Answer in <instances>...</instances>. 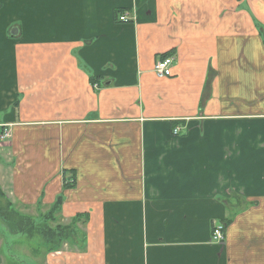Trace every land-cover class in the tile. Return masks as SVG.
<instances>
[{
    "label": "crops",
    "instance_id": "0c3cea01",
    "mask_svg": "<svg viewBox=\"0 0 264 264\" xmlns=\"http://www.w3.org/2000/svg\"><path fill=\"white\" fill-rule=\"evenodd\" d=\"M0 128V196L61 195L74 264H264V0H0Z\"/></svg>",
    "mask_w": 264,
    "mask_h": 264
},
{
    "label": "rangeland",
    "instance_id": "374dc122",
    "mask_svg": "<svg viewBox=\"0 0 264 264\" xmlns=\"http://www.w3.org/2000/svg\"><path fill=\"white\" fill-rule=\"evenodd\" d=\"M4 132L7 131L1 130L0 135ZM4 161L5 164L0 165V178L3 182L7 179L5 173L10 166L8 158ZM6 203V198L0 196V216H2L0 217V253H2L0 258L3 259V264H47L44 253L49 249L62 250L66 255V259H63L64 255L61 254L49 257V259L52 258L53 264H74L75 256H69L68 253L74 252L78 246H81L80 238L85 227L83 222L74 225V229L78 231L75 232L76 235L75 233L69 235L68 230L64 229L68 235L63 231L64 237L54 236L51 240L47 237L49 232L46 229L64 227L69 223L70 218H63L56 212L52 214L54 216L52 220L47 217L49 208L45 209L41 205L24 209V207L13 204V208L9 209ZM19 214L30 217L38 225L31 227V223H28L26 219L19 222L20 217L17 216ZM58 223L60 226L56 225Z\"/></svg>",
    "mask_w": 264,
    "mask_h": 264
},
{
    "label": "trees",
    "instance_id": "16d2710c",
    "mask_svg": "<svg viewBox=\"0 0 264 264\" xmlns=\"http://www.w3.org/2000/svg\"><path fill=\"white\" fill-rule=\"evenodd\" d=\"M167 54H162V57L163 56H166ZM92 78V77H91ZM2 130V128H0V131ZM65 183H63V188H66V187H72L73 186V184L71 183V181L69 182H66V180L64 181ZM54 203L50 206V208H49V213L47 214V217L49 218V219H54V216L52 215L53 213H59L60 212V210H61V203H62V196L61 195H59V196H57V198H56V200H54L53 201ZM7 204V208H13L12 207V205H10V204H8V203H6ZM1 208V207H0ZM18 217H20V219H19V222L21 221L22 222V219H26V221L28 222V223H31V227L32 226H36V225H38V224H36L30 217H25V216H22L21 214H19V215H17ZM80 216L81 215H78V214H76V215H74L73 217H71L70 218V221H69V223L68 224H66L64 227H54V228H51V229H46L49 233H48V235H47V237L49 238V239H51L52 240V238L54 237V236H57V237H64V235L62 234V232L63 231H65L64 229H67L68 230V232H69V235H70V233H71V235H73L76 231H77V229H74L75 227H74V225L75 224H77V222L80 220ZM1 218H2V216H0ZM57 226H60V224L58 223V224H56ZM71 225V227H69ZM224 226H225V224H224ZM73 227V228H72ZM38 228V227H37ZM43 228V227H42ZM48 228V227H47ZM19 231V230H18ZM20 232V231H19ZM18 232V233H19ZM66 232V231H65ZM68 232H66V234L68 235ZM78 232V231H77ZM75 235H76V233H75ZM84 237H85V234L83 233L82 234V238L84 239ZM80 241L83 243L84 242V240H81L80 239ZM78 247H80V246H78ZM53 249H49L48 251H52ZM48 251H46V252H48ZM45 252V253H46Z\"/></svg>",
    "mask_w": 264,
    "mask_h": 264
},
{
    "label": "built area",
    "instance_id": "2783aa9c",
    "mask_svg": "<svg viewBox=\"0 0 264 264\" xmlns=\"http://www.w3.org/2000/svg\"><path fill=\"white\" fill-rule=\"evenodd\" d=\"M121 20H125V14L120 15L118 17ZM172 63H173V57L170 55L163 56L159 58L153 68V72L155 73L156 76L158 77H166L170 76L172 74ZM179 128H173L171 132L174 134L179 133L178 132ZM7 136V132H4L0 135V139H3L4 137ZM224 224L221 223L220 221L216 224L213 225L212 230H211V240L213 242H221L224 239Z\"/></svg>",
    "mask_w": 264,
    "mask_h": 264
},
{
    "label": "water",
    "instance_id": "95a60500",
    "mask_svg": "<svg viewBox=\"0 0 264 264\" xmlns=\"http://www.w3.org/2000/svg\"><path fill=\"white\" fill-rule=\"evenodd\" d=\"M11 35L17 34V28L13 27L10 32Z\"/></svg>",
    "mask_w": 264,
    "mask_h": 264
}]
</instances>
